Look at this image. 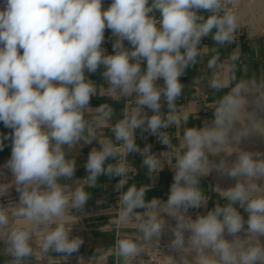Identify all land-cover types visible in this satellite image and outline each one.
Here are the masks:
<instances>
[{"label":"clouds","instance_id":"9594fccd","mask_svg":"<svg viewBox=\"0 0 264 264\" xmlns=\"http://www.w3.org/2000/svg\"><path fill=\"white\" fill-rule=\"evenodd\" d=\"M245 30L259 58L264 0H0V152L10 148L0 264H62L79 253L74 225L102 176L119 178L110 230L101 229L114 243L77 264H264V151L241 147L264 142V65L249 74ZM198 65L206 68L184 103L181 78ZM209 94L210 104L192 103ZM94 97L123 102L114 123L113 104L93 107ZM202 108L211 119L189 126ZM137 130L164 150L141 147ZM94 143L78 178L80 150ZM129 154L142 157L151 184L135 182ZM166 168L167 199H148ZM212 173L233 183L210 186L208 208L201 182Z\"/></svg>","mask_w":264,"mask_h":264},{"label":"crops","instance_id":"0c3cea01","mask_svg":"<svg viewBox=\"0 0 264 264\" xmlns=\"http://www.w3.org/2000/svg\"><path fill=\"white\" fill-rule=\"evenodd\" d=\"M108 0H106L107 4ZM110 36V33L106 32V37ZM239 45L244 53H249V64H250V72L252 71H259V67L264 65V49L261 51V55L259 58H257L254 54H251V49L249 46V41L247 39V31L245 30L243 34L239 37ZM261 44H264V40L258 41ZM204 44L211 45L212 41L210 38H206L203 41ZM105 47L108 49L109 52L112 51L111 44L106 43ZM236 47V44L230 45L227 48L221 49V55L222 58L230 53L234 48ZM206 66H196L193 68H190L187 70L186 75L181 78L182 82L185 83V97L182 98V102L188 103L191 99L192 92L194 91L191 88V84L193 82V79L195 76L200 74V68ZM209 74L211 73V70H207ZM92 79L96 80L97 83H103L100 74L97 73L92 76ZM206 100H209L212 102V96L209 94L208 97L201 98L198 101L192 102L193 104H204ZM102 102H108L112 103L115 111L116 116L113 117V123L115 122V119L119 117L121 110L123 108V102L114 103L109 98H97L94 97L92 99V106L96 107ZM200 119H190L189 126L192 125H201V122L203 119L208 118L211 119V110H208L207 112H204L202 109L198 113ZM174 131V130H173ZM147 136V134H145ZM137 143L143 147L145 143H151L153 145V151L159 152L164 150V146L160 145L155 137L147 136L146 139L140 138V131L137 130ZM96 146L99 147L98 144H93L91 146H86L80 150V154L77 157V172L76 176L78 178H84L87 173L83 167V164L86 161L87 153L90 150V147ZM10 156V150L7 152V154H4L3 157L0 158V165H2L6 159ZM128 159L130 162L133 163V165L137 168L138 173L134 177L135 182L139 184H151L152 180L148 177L146 173V169L141 167L142 163V157H140L137 154H129ZM119 178H112L109 180L108 177L102 176L99 179V186L96 189H92L93 196L88 201L86 205V210L89 213L88 216L84 217L78 224L74 225L73 229V236L79 235L84 239V244L81 246L79 253H74L72 257L67 262H62V264H77V257H83L87 259L90 257L93 253L96 247L104 245L109 246L114 243V232L108 233L101 231L102 228L108 229V225L111 219V213H109L108 209L113 207L115 205L117 194L113 191V185L117 182ZM214 179H216L212 174H210L208 177L204 178L201 182V187L206 189V194H208L211 199L209 200L208 208H211L214 206V202L216 199L215 193L210 190V186H215ZM172 181V173L166 168L163 172L159 174L157 177L155 187L150 189V191L147 193V198L151 199L153 197L160 198L163 200L167 199L169 187ZM13 195L15 193L13 192ZM98 200H103V204H97ZM193 213H196L197 211L204 213L205 209L200 210H190ZM127 230V229H126ZM57 254L53 253V256H56Z\"/></svg>","mask_w":264,"mask_h":264},{"label":"rangeland","instance_id":"374dc122","mask_svg":"<svg viewBox=\"0 0 264 264\" xmlns=\"http://www.w3.org/2000/svg\"><path fill=\"white\" fill-rule=\"evenodd\" d=\"M0 131L7 132L8 130L4 129L3 125L0 124ZM241 147H244V148L249 149V150H262V151H264V142H261V139L259 137H256V138H254L253 141H249V142L242 144ZM9 150H10V148L6 147L2 152H0V158L3 157L4 154H7V152ZM212 175L216 178V179H214L215 184L220 183L221 187H225V186L233 183V181L219 180L215 173H212ZM165 239H167V237Z\"/></svg>","mask_w":264,"mask_h":264},{"label":"built area","instance_id":"2783aa9c","mask_svg":"<svg viewBox=\"0 0 264 264\" xmlns=\"http://www.w3.org/2000/svg\"><path fill=\"white\" fill-rule=\"evenodd\" d=\"M205 103H209V104H210L211 101L206 100ZM205 103H204V104H205ZM202 110H203L204 112H207L209 109H204V108H202ZM190 214L193 215V217H195V215H196V213H193V212H191V211H190Z\"/></svg>","mask_w":264,"mask_h":264},{"label":"bare ground","instance_id":"6f19581e","mask_svg":"<svg viewBox=\"0 0 264 264\" xmlns=\"http://www.w3.org/2000/svg\"><path fill=\"white\" fill-rule=\"evenodd\" d=\"M216 174V173H215ZM217 176V175H216ZM218 178V177H217ZM227 183V182H226ZM227 186H229V185H227ZM227 186H225V187H227Z\"/></svg>","mask_w":264,"mask_h":264}]
</instances>
